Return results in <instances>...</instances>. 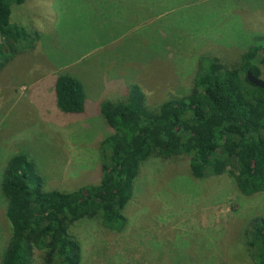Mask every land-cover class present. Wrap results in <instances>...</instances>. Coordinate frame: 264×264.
I'll use <instances>...</instances> for the list:
<instances>
[{
	"label": "rangeland",
	"instance_id": "obj_1",
	"mask_svg": "<svg viewBox=\"0 0 264 264\" xmlns=\"http://www.w3.org/2000/svg\"><path fill=\"white\" fill-rule=\"evenodd\" d=\"M10 22L42 36L0 70V174L25 155L50 190L70 192L100 181L99 144L113 133L100 102L123 100L132 85L149 111L187 95L200 57L237 56L264 34V0H25ZM59 73L83 83V115L57 108ZM187 164L154 157L140 167L123 231L75 225L81 264H255L246 232L264 218V193L242 195L223 169L195 178ZM8 239L0 197V264Z\"/></svg>",
	"mask_w": 264,
	"mask_h": 264
},
{
	"label": "trees",
	"instance_id": "obj_2",
	"mask_svg": "<svg viewBox=\"0 0 264 264\" xmlns=\"http://www.w3.org/2000/svg\"><path fill=\"white\" fill-rule=\"evenodd\" d=\"M25 0H0V70L41 38L10 22L11 7ZM190 92L144 106L136 85L123 100L102 101L98 113L113 133L99 144L100 181L70 192L50 190L25 155H14L0 174L9 239L1 264H81L82 248L73 228L83 220H100L113 232L126 228L122 214L133 197L140 167L150 159L187 160L191 175L222 170L242 195L264 193V90L246 79L264 78V34L256 35L242 54L211 52L200 57ZM57 108L83 115V84L67 74L51 83ZM83 221V222H81ZM87 223V222H86ZM246 245L255 264H264V218L252 221Z\"/></svg>",
	"mask_w": 264,
	"mask_h": 264
},
{
	"label": "water",
	"instance_id": "obj_3",
	"mask_svg": "<svg viewBox=\"0 0 264 264\" xmlns=\"http://www.w3.org/2000/svg\"><path fill=\"white\" fill-rule=\"evenodd\" d=\"M246 79L251 85L264 90V79L253 76L249 70L246 72Z\"/></svg>",
	"mask_w": 264,
	"mask_h": 264
},
{
	"label": "crops",
	"instance_id": "obj_4",
	"mask_svg": "<svg viewBox=\"0 0 264 264\" xmlns=\"http://www.w3.org/2000/svg\"><path fill=\"white\" fill-rule=\"evenodd\" d=\"M83 84V83H82ZM83 87H84V85H83ZM84 90H85V87H84ZM86 93V92H85ZM88 96H87V94H86V105H87V103H88ZM85 112H86V110H85Z\"/></svg>",
	"mask_w": 264,
	"mask_h": 264
}]
</instances>
